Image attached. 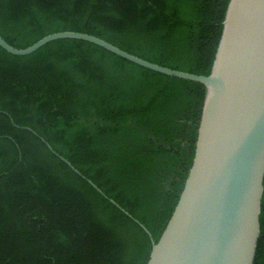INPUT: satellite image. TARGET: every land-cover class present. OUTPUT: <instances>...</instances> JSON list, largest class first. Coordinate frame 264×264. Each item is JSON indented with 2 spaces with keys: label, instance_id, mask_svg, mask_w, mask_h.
I'll use <instances>...</instances> for the list:
<instances>
[{
  "label": "trees",
  "instance_id": "16d2710c",
  "mask_svg": "<svg viewBox=\"0 0 264 264\" xmlns=\"http://www.w3.org/2000/svg\"><path fill=\"white\" fill-rule=\"evenodd\" d=\"M228 2L0 0V35L24 48L85 32L207 75ZM205 92L81 39L26 55L0 47V264H146L191 165Z\"/></svg>",
  "mask_w": 264,
  "mask_h": 264
},
{
  "label": "water",
  "instance_id": "95a60500",
  "mask_svg": "<svg viewBox=\"0 0 264 264\" xmlns=\"http://www.w3.org/2000/svg\"><path fill=\"white\" fill-rule=\"evenodd\" d=\"M61 38L85 40L150 70L205 86L192 162L164 229L156 242L151 239L146 264H254L264 215V0H229L207 75L153 63L78 31L49 33L24 48L0 35V47L26 55Z\"/></svg>",
  "mask_w": 264,
  "mask_h": 264
}]
</instances>
